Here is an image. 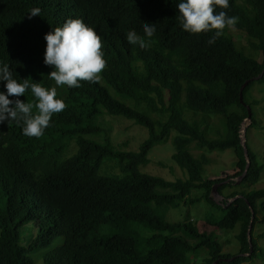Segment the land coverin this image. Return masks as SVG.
<instances>
[{"label": "trees", "instance_id": "trees-1", "mask_svg": "<svg viewBox=\"0 0 264 264\" xmlns=\"http://www.w3.org/2000/svg\"><path fill=\"white\" fill-rule=\"evenodd\" d=\"M178 2L0 0V65L8 64L13 78L56 87L47 76L51 68L42 62L43 35L67 19H80L94 30L105 61L94 82L56 87V98L65 107L52 114L40 137L22 135L16 121L0 123V264H33L31 253L40 249H45L43 264H190L196 258L212 264L229 257L233 260L217 264H241L264 257L254 237L255 225L264 223V188L253 187L262 179L264 162L248 136L250 129L264 128L257 115L264 113V0H228L226 9L217 7L215 11L236 17V23L212 43L214 29L190 34L179 27ZM34 7L40 9L39 17L29 19L27 12ZM144 23L154 25L151 37L144 36ZM129 31L145 40L144 48L127 42ZM262 71L243 88L240 102L241 84ZM253 84L263 86L259 106L260 100L248 95ZM16 98L35 103L30 89ZM246 105L249 166L239 182L216 189L224 204L239 197L227 206L216 204L210 197L212 185L244 170L239 129ZM105 114L131 120L148 136L137 150L116 147L108 134L100 141L87 137L104 133ZM170 136L171 160L185 171L184 178L167 180L142 170L151 150ZM192 147L202 152L194 155ZM225 149L236 158L234 171L204 177L206 153ZM105 167L116 171L103 172ZM193 190L202 192L190 196ZM202 199L214 210L211 214L222 213L198 226L191 219L169 222L160 215ZM251 211L252 252L243 256L249 248ZM29 221L39 232L23 244L20 227ZM133 222L150 233L138 237L129 231ZM209 225L224 231L237 227L236 254L222 250L229 240L221 242ZM108 227L121 230L101 234ZM58 235L62 241L47 250ZM259 237L264 238V231ZM202 249L206 255L200 254Z\"/></svg>", "mask_w": 264, "mask_h": 264}, {"label": "clouds", "instance_id": "clouds-1", "mask_svg": "<svg viewBox=\"0 0 264 264\" xmlns=\"http://www.w3.org/2000/svg\"><path fill=\"white\" fill-rule=\"evenodd\" d=\"M175 7V18L182 30L190 34L216 30L208 43H212L226 26L232 27L236 23V17L227 16L224 11H215L217 7L226 9L228 0H179ZM39 13L40 9L34 7L27 15L30 19L39 17ZM142 31L145 37H151L154 25L144 23ZM43 40L42 62L51 68L47 76L56 87L78 88L80 81L94 82L105 66L100 37L80 19H67L60 27L45 33ZM126 40L129 44L145 47V40L133 31L127 32ZM0 82H3L4 88L0 91V123L16 121L21 125L24 136L40 137L52 114L65 107L63 101L56 98V87L45 88L35 82L29 83V79L17 80L13 78L8 64L0 65ZM26 89H30L35 103L16 98L24 96Z\"/></svg>", "mask_w": 264, "mask_h": 264}, {"label": "rangeland", "instance_id": "rangeland-1", "mask_svg": "<svg viewBox=\"0 0 264 264\" xmlns=\"http://www.w3.org/2000/svg\"><path fill=\"white\" fill-rule=\"evenodd\" d=\"M253 54H256L255 52ZM254 56V55H253ZM54 84V83H53ZM260 85H254L250 89L248 95L250 99L256 98L260 100L261 105L263 104L262 100V92H261ZM110 92L113 94V91L110 90ZM258 117L260 120V123L264 125V113L261 112V110L258 111ZM195 118H198L196 116ZM102 126L104 127V133L100 135H88L89 138H94L95 140H103V138L108 134V137L110 138L111 142L118 148L125 149V150H137L138 146L141 141H143L148 135L145 128L140 127L136 124H134L131 120L126 119L121 116H113L105 114L102 117ZM208 121L213 125L216 120L214 118L208 119ZM247 123V120L245 121ZM106 132V133H105ZM174 134V132H171V136ZM171 136L169 139L166 140V142L156 145L151 152L149 153V162L146 166L142 168L143 171L161 176L164 179L172 180L175 178H184L186 177L185 171L181 170L180 167H178L172 160H171V154L174 151V148L171 144ZM248 136L250 139V146L252 150L256 153L258 156V159L264 162V128L262 130L252 128L248 131ZM191 151L194 155L199 154L202 152L201 150H198L194 147L191 148ZM209 161L204 166V173L203 176L205 177H223L225 174L232 173L234 171V161L235 156L230 149H225L224 151H212L209 153H206ZM111 167H105L103 169V172L108 171H116L114 169H110ZM110 169V170H109ZM253 187H263L264 188V170H263V176L262 179L256 183ZM202 190H193L190 193V196H198L200 195ZM162 207V205H161ZM210 204L207 203L205 200H200L199 202H196L194 204L190 203H182L179 207L176 208H168L163 213L160 211V215L169 222H178L186 219H191L196 221V225L201 223H205V219L209 218L210 220L216 219L217 215H220L222 212H215L216 215L211 214ZM158 212V211H157ZM159 214V213H158ZM208 225V224H206ZM210 226V225H209ZM210 229H213L215 234L217 235V238L222 242L225 239L229 240V243L223 244L222 250L224 252H228L231 254H236L238 251V242L235 238L234 234L237 232V227H234L231 230L224 231L223 229L217 230L215 227L210 226L208 227ZM121 230V227H108L103 229L101 234L103 235H109L115 232H118ZM37 231L39 232L37 226L34 224L33 221H29L24 223L20 227V236H21V243L27 244L30 243L33 237H35ZM129 231L135 232L138 237H142L143 233H150V231L141 226L137 223L133 222L130 227ZM264 231V223H257L254 228V237L256 239L257 244L259 247L264 249V238L259 237V233ZM62 241V237L60 235L52 238L50 241L47 250L51 248L54 244L60 243ZM45 250V249H44ZM43 249H40L38 252H32L31 257L33 259V264H43L42 261V253L44 251ZM200 254L206 255V250L202 249L200 250ZM251 256V255H249ZM189 264V263H188ZM190 264H200L199 258L192 260ZM241 264H264V257L260 258H254L252 260L245 261Z\"/></svg>", "mask_w": 264, "mask_h": 264}, {"label": "water", "instance_id": "water-1", "mask_svg": "<svg viewBox=\"0 0 264 264\" xmlns=\"http://www.w3.org/2000/svg\"><path fill=\"white\" fill-rule=\"evenodd\" d=\"M262 73L263 71L258 74L257 76H254L252 78H249V79H246L240 86L239 88V100L240 102H242V90L243 88L251 81L253 80H257L259 79L261 76H262ZM247 107V117H245L242 122L240 123V129H239V141H240V145L243 149V155H244V158H245V166H244V170L243 172L237 176V177H232V178H227L223 181H220L218 183H215L212 185V188H211V192H210V197L213 199V201L216 203V204H224V198L222 195H220L218 192H217V186L222 184V183H227L229 181H235V182H239L244 176H245V173L248 169V166H249V157L247 155V150H246V144H245V141H246V138H245V129H246V126L250 123V109L248 107V105H246ZM247 120V123H245V121ZM239 197V195H236L232 198H228L227 199V203L224 204V206H227L231 201H233L235 198ZM253 217H254V213L251 211V217H250V220H249V223H248V226H247V229H246V236H247V241H248V245H249V248H248V251L247 252H244L242 253L241 255L243 256H249L252 252V243H251V234H250V231H251V228H252V221H253ZM221 260H224V261H231L233 260V257H229V258H218L216 260H214L212 262V264H217L218 262H220Z\"/></svg>", "mask_w": 264, "mask_h": 264}]
</instances>
